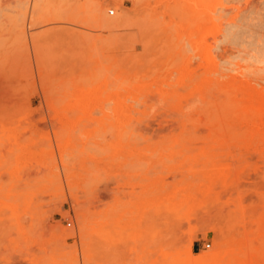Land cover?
Wrapping results in <instances>:
<instances>
[{"label":"rangeland","instance_id":"obj_1","mask_svg":"<svg viewBox=\"0 0 264 264\" xmlns=\"http://www.w3.org/2000/svg\"><path fill=\"white\" fill-rule=\"evenodd\" d=\"M24 1L0 0V264H188L226 237L264 264V0Z\"/></svg>","mask_w":264,"mask_h":264},{"label":"bare ground","instance_id":"obj_2","mask_svg":"<svg viewBox=\"0 0 264 264\" xmlns=\"http://www.w3.org/2000/svg\"><path fill=\"white\" fill-rule=\"evenodd\" d=\"M112 1H115V2H117V3H119V4H122V2H123V0H112ZM136 1V0H135ZM29 2H30V0L28 1V0H26V1H24L22 4H21V6H22V8L25 10V12H28L29 10L31 11V12H42L43 10H46V9H48L49 7H50V4H51V0H38V1H33L32 2V4H31V6H30V4H29ZM109 3V2H108ZM114 4H116V3H114ZM102 6H95V8H94V14H95V17H96V20L98 19V20H104L105 22H106V24L107 25H110V26H117V25H119V24H121L122 23V16L121 15H118V16H108L106 13H105V11H104V8L102 9L101 8ZM120 7V6H119ZM118 7V8H119ZM111 10V9H110ZM119 11V10H118ZM123 12V11H122ZM241 12V11H240ZM119 13H120V11H119ZM124 13V12H123ZM121 14V13H120ZM125 14V13H124ZM128 18H129V16H128ZM219 19V18H218ZM128 20V19H127ZM130 20V19H129ZM215 20V19H214ZM98 22V21H97ZM101 22V21H100ZM129 22V21H128ZM210 23V22H209ZM129 25V24H128ZM107 28H108V26H107ZM111 29V28H110ZM139 33V32H138ZM223 34V33H222ZM138 40V39H137ZM137 40H136V42H137ZM142 43V42H141ZM145 43V42H144ZM144 43H142L143 45H144ZM146 45H147V43H146ZM145 46V45H144ZM146 48V47H145ZM135 53V52H134ZM136 54V56H137V53H135ZM214 54V53H213ZM140 56V55H139ZM137 58V57H136ZM136 58H134V59H136ZM128 59H129V56H128ZM127 59V60H128ZM139 59V58H138ZM135 62V61H134ZM136 62H138V61H136ZM132 64V63H131ZM139 64V63H138ZM142 64V63H141ZM126 71V70H125ZM136 71V70H135ZM125 74V73H124ZM124 74H122L121 76H123ZM128 74H131V73H128ZM127 75V74H126ZM120 76V75H119ZM134 76V75H133ZM135 76H136V74H135ZM124 77V76H123ZM130 77V76H129ZM128 77V78H129ZM131 78H132V76H131ZM130 78V80H132V79H134V77L131 79ZM137 78V77H136ZM135 78V79H136ZM125 79V78H124ZM138 79V78H137ZM126 80V79H125ZM124 80V81H125ZM129 80V81H130ZM128 81V80H127ZM126 81V82H127ZM121 82V81H120ZM122 83V82H121ZM129 83V82H128ZM149 83V82H148ZM131 84V83H130ZM134 84H136V83H134ZM134 84H132V85H134ZM137 85H140V84H137ZM133 87V86H132ZM249 89V88H248ZM256 90V89H255ZM236 92V91H235ZM236 94H238V93H236ZM130 96H131V94H130ZM139 98H140V96H139ZM121 99V98H120ZM127 100V99H126ZM245 100H246V98H245ZM252 100V99H251ZM250 100V101H251ZM122 101V100H121ZM122 102H124V101H122ZM237 104V103H236ZM238 106V105H237ZM250 110H251V108H250ZM244 114V113H243ZM240 131H242V130H240ZM242 134V133H241ZM180 135H183V134H180ZM182 139V138H181ZM180 139V140H181ZM190 139V138H189ZM257 141V140H256ZM233 142V141H232ZM253 143V142H252ZM255 143V142H254ZM257 143H258V141H257ZM262 143V142H261ZM199 144V143H198ZM225 144V143H224ZM232 145V144H231ZM235 145V144H234ZM233 145V146H234ZM247 145V144H246ZM255 145V144H254ZM186 147V146H185ZM237 147H240V146H237ZM179 148V147H178ZM229 148V147H228ZM226 149V148H225ZM215 150V149H214ZM223 150V149H222ZM165 151V150H164ZM219 151V150H218ZM175 152V151H174ZM187 152V154L189 153L188 152V150L186 151ZM184 153V152H183ZM182 153V154H183ZM175 158V157H174ZM207 159H208V157H207ZM230 178V177H229ZM228 178V179H229ZM217 185V184H216ZM215 185V186H216ZM218 187V186H217ZM214 189V188H213ZM215 191V190H214ZM183 193H185V192H183ZM178 197V196H177ZM197 198V197H196ZM199 198V197H198ZM197 198V199H198ZM205 198V197H204ZM201 199V198H200ZM220 204V203H219ZM163 206H161V208H162ZM159 208V207H158ZM160 208V209H161ZM182 208H183V206H182ZM185 209V208H184ZM203 209V208H202ZM221 209V208H220ZM190 210H192V209H190ZM211 210V209H210ZM198 211V210H197ZM224 211H225V209H224ZM228 211L229 210H227V213H228ZM162 212V211H161ZM199 212V211H198ZM231 212V211H230ZM229 212V213H230ZM226 213V212H225ZM226 213V214H227ZM232 213H234V212H232ZM179 214V213H178ZM250 214V213H249ZM248 214V215H249ZM228 215V214H227ZM234 215V214H233ZM201 216V215H200ZM200 216H198L199 218H201ZM229 216V215H228ZM227 216V217H228ZM236 216H237V214H236ZM239 216V215H238ZM218 217H219V215H218ZM217 217V218H218ZM226 217V218H227ZM249 217H251V214H250V216ZM253 217H255V216H253ZM252 217V218H253ZM229 218V217H228ZM240 218H243L241 215H240ZM202 219V218H201ZM201 219H200V221H201ZM247 219H248V217H247ZM203 220V219H202ZM234 219H232V221H233ZM199 220H198V222H200ZM229 221V220H228ZM236 221H238L237 219H236ZM221 222V221H220ZM224 223V222H223ZM199 224V223H198ZM218 225V224H217ZM229 225H231V224H229ZM204 226V225H203ZM202 226V227H203ZM244 226V225H243ZM248 226H251V225H248ZM200 227H201V225H200ZM233 227H235V226H233ZM239 228V227H238ZM250 228V227H249ZM253 228H254V226H253ZM84 229V228H83ZM225 231H226V229H224ZM238 230V229H237ZM247 229H245V231H246ZM221 230H219V232H220ZM239 231V230H238ZM237 231V232H238ZM227 232V231H226ZM232 233V232H231ZM245 233V232H244ZM243 233V234H244ZM83 234V233H82ZM226 234V233H225ZM217 235H220V233L219 234H217ZM228 235V234H227ZM230 235V234H229ZM221 236H222V234H221ZM220 236V237H221ZM245 236H246V234H245ZM236 237H238V236H236ZM244 237V236H243ZM212 238V237H211ZM214 238V237H213ZM222 238V237H221ZM227 238V237H226ZM225 238V239H226ZM232 238V237H231ZM246 238V237H245ZM260 239H261V237H259ZM217 239V238H216ZM219 239V238H218ZM225 239H220V241L216 244V246H215V248L213 249V250H211V251H208V252H205V253H202V254H199V255H197V256H193L192 255V252H191V257H190V263L192 262L193 264H224V263H221V261L224 259V258H228V263L227 264H245V261H246V259H247V257H248V255H249V251H248V249H247V247L245 246V244H243V241H244V238H242L241 240H243L242 242H240L241 244H243V246L242 245H240L239 247H236V248H231V249H226V248H224V245H226L225 244V242L223 241V240H225ZM216 241V240H215ZM218 241V240H217ZM216 241V242H217ZM234 242V241H233ZM245 242V241H244ZM255 242V241H254ZM253 242V244H255ZM264 242V241H263ZM94 243V242H93ZM92 243V244H93ZM239 243V244H240ZM215 245V244H214ZM257 245V244H256ZM95 246V245H94ZM236 246V245H235ZM91 247L93 248V246L91 245ZM93 250H95V249H93ZM91 251H92V249H91ZM190 263H188V264H190Z\"/></svg>","mask_w":264,"mask_h":264},{"label":"built area","instance_id":"obj_3","mask_svg":"<svg viewBox=\"0 0 264 264\" xmlns=\"http://www.w3.org/2000/svg\"><path fill=\"white\" fill-rule=\"evenodd\" d=\"M114 12H115L114 10H110V14H114Z\"/></svg>","mask_w":264,"mask_h":264},{"label":"snow or ice","instance_id":"obj_4","mask_svg":"<svg viewBox=\"0 0 264 264\" xmlns=\"http://www.w3.org/2000/svg\"><path fill=\"white\" fill-rule=\"evenodd\" d=\"M261 63L264 64V59L261 60Z\"/></svg>","mask_w":264,"mask_h":264}]
</instances>
